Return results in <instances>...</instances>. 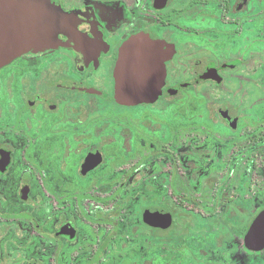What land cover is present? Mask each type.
<instances>
[{
  "label": "flooded vegetation",
  "instance_id": "obj_1",
  "mask_svg": "<svg viewBox=\"0 0 264 264\" xmlns=\"http://www.w3.org/2000/svg\"><path fill=\"white\" fill-rule=\"evenodd\" d=\"M49 1L68 16L55 43L0 66V264H264L247 236L264 229V0ZM146 35L161 93L119 104V49Z\"/></svg>",
  "mask_w": 264,
  "mask_h": 264
},
{
  "label": "water",
  "instance_id": "obj_2",
  "mask_svg": "<svg viewBox=\"0 0 264 264\" xmlns=\"http://www.w3.org/2000/svg\"><path fill=\"white\" fill-rule=\"evenodd\" d=\"M67 20V14L49 0H0V66L21 53L52 46L57 33L67 26ZM162 46L151 35L130 38L121 45L113 69L117 103L152 102L161 93L165 77ZM150 213L159 217L156 211ZM261 221V216L257 217L247 235L253 244L263 243Z\"/></svg>",
  "mask_w": 264,
  "mask_h": 264
},
{
  "label": "rangeland",
  "instance_id": "obj_3",
  "mask_svg": "<svg viewBox=\"0 0 264 264\" xmlns=\"http://www.w3.org/2000/svg\"><path fill=\"white\" fill-rule=\"evenodd\" d=\"M115 108H119V107H115ZM92 236H95V234H92ZM82 250H83V251H86V249H84V248H83Z\"/></svg>",
  "mask_w": 264,
  "mask_h": 264
}]
</instances>
